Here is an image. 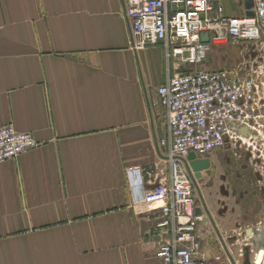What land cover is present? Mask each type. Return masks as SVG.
<instances>
[{
    "label": "crops",
    "instance_id": "crops-1",
    "mask_svg": "<svg viewBox=\"0 0 264 264\" xmlns=\"http://www.w3.org/2000/svg\"><path fill=\"white\" fill-rule=\"evenodd\" d=\"M175 71L162 44L134 47L126 0H0V126L40 142L0 163V264H162L150 102Z\"/></svg>",
    "mask_w": 264,
    "mask_h": 264
},
{
    "label": "built area",
    "instance_id": "built-area-1",
    "mask_svg": "<svg viewBox=\"0 0 264 264\" xmlns=\"http://www.w3.org/2000/svg\"><path fill=\"white\" fill-rule=\"evenodd\" d=\"M229 1L240 6L239 13H228L224 0H126L134 47L162 44L169 67L177 70L151 101L153 108L167 113L160 143L168 152L169 175L158 179L144 196V204L159 214L162 264H233L225 252L205 243L186 158L193 151L207 157L229 145L253 150L252 137L241 133L244 128L255 132L264 146V63L248 75L237 67L198 68L216 44L262 37L264 0H253L254 16L247 15L245 0ZM204 33H209L207 42ZM39 146L32 133L0 126V163ZM233 256L236 264H242L243 249ZM259 263L254 257L252 264Z\"/></svg>",
    "mask_w": 264,
    "mask_h": 264
},
{
    "label": "flooded vegetation",
    "instance_id": "flooded-vegetation-1",
    "mask_svg": "<svg viewBox=\"0 0 264 264\" xmlns=\"http://www.w3.org/2000/svg\"><path fill=\"white\" fill-rule=\"evenodd\" d=\"M256 145H254L255 147L253 150H247L249 151L247 153L250 154L240 153L232 154L229 156H227L226 154H221V157H216L214 159L211 158L212 154H209L207 157L210 158L211 161L210 168L202 171V176L199 178L196 177L195 172H193L192 175L189 171L193 183L196 209L200 208L202 211V219L200 225L204 234L205 243L208 244L214 251H217V249L218 251L224 250V253L225 247L229 249L234 248V250L239 251V249L243 248L245 244H254L253 238L248 235L247 230L252 227L264 225L263 212L260 223L258 222L257 224L248 225L247 227H241V224L243 222H251L252 219H257L258 217H260L261 214L260 213L257 215H244V213L247 212L249 208H253V205H259L258 207L261 208L260 203L255 204L256 198L254 196V191L252 194L250 190L251 188L255 187V183L261 184V190L264 193V146L260 144L259 149ZM240 149L241 147L237 145V147L234 148V151L236 153H239ZM254 151H257L258 154H256ZM213 174L216 176V181L218 185L221 186L219 194H225L224 191L226 189H224L223 187L224 184L227 183L230 184V190H234V192L230 196V199L233 201V206H231V210L233 215L239 214L236 216L237 218H235L234 221L239 222L240 225L238 227L239 232L235 233L233 231H230L232 232V235H229V237V232L226 231L227 233H225L223 231L216 216V214H219V210L221 209V207L222 209L225 208L224 204L220 203L221 207L219 208H217V205H215L216 208L212 209L210 206V197L205 192V185H208V177ZM193 176L196 180L198 187L195 184ZM243 181H245L246 183L244 184ZM235 186H237V188H235ZM242 187H246V189L249 190L248 195H243L240 193L239 189ZM262 201L264 203V200H261V202ZM243 238H251L252 242L244 243L242 242ZM236 245H238L239 248H237L238 246L235 248ZM242 261L243 260L241 259V263Z\"/></svg>",
    "mask_w": 264,
    "mask_h": 264
},
{
    "label": "rangeland",
    "instance_id": "rangeland-1",
    "mask_svg": "<svg viewBox=\"0 0 264 264\" xmlns=\"http://www.w3.org/2000/svg\"><path fill=\"white\" fill-rule=\"evenodd\" d=\"M228 11H230V13H237L239 10V7L236 6L235 4H232L231 2L227 5ZM213 51V55L212 58L209 60V62L212 63V65L214 67H217V69H235L236 67L238 69H240V71L244 74V75H248L252 72L253 69L257 70V69H261V67H259L260 65H262L264 63V32L262 33V37L261 39H258L256 41H252V42H248V43H242V42H233V41H227V42H221L220 44H216L212 47ZM163 116V115H162ZM163 120L165 121V118L162 117ZM167 128V127H166ZM166 133V130H165ZM165 136V134H164ZM163 138V137H162ZM254 141V145H256L257 143V147L260 149L259 145L261 144L254 136L251 138V142ZM240 146V145H239ZM250 150H252V147H250ZM217 152H223V155L226 154L227 156L232 155V154H240V153H246L249 152L247 151L246 148H241L239 153H236L234 151V148L232 146H227L226 148H220L218 150H215L212 153V156L214 158L216 157H221V154H216ZM256 154L257 151H254ZM230 169V168H229ZM169 175V162H168V172H166V175ZM207 179V177H206ZM243 183L245 184L246 182L243 181ZM217 181H216V176L213 174L211 176L208 177V185H205V192L207 195H209L210 197V204L213 205H217V208L221 207L220 203H223L225 208L219 210V214H216L217 219L220 223V226L222 227L223 231L225 233H227L226 231L229 232V235H232V232H239V222L234 221L235 218H237L236 216L239 215H233L232 214V210H231V206H233V201L230 199L231 194L234 192L230 190V184H224V189H226L224 191L225 194L221 195L220 193V189L221 186L218 185ZM245 186V185H244ZM235 188H237V186H235ZM234 188V189H235ZM262 186L261 184H256L255 183V187L251 188V193L253 194L254 191V196L256 198V202L255 204H259L261 205V208L258 206H254L253 208H249L247 210V212L244 213V215H257L260 214V217H258L257 219L254 220V224H257L258 222L260 223V220L262 219V214L264 212V203L263 201L261 202V200H264V193L261 190ZM241 194H247L248 195V191L246 189V187H242L239 189ZM236 192V190H235ZM250 195V192H249ZM246 209V208H245ZM260 210V212H259ZM239 217V216H238ZM250 218V216H249ZM241 227H247L248 225H252V222L247 221V222H243L241 224ZM227 236V235H226ZM212 242V241H210ZM238 245L235 246V248ZM239 248V246L237 247ZM232 249V248H231ZM241 250V248L239 249V251ZM218 251V249H217ZM224 251V250H223ZM234 255H237V253L239 251L234 250V248L232 249ZM220 252V251H219Z\"/></svg>",
    "mask_w": 264,
    "mask_h": 264
},
{
    "label": "water",
    "instance_id": "water-1",
    "mask_svg": "<svg viewBox=\"0 0 264 264\" xmlns=\"http://www.w3.org/2000/svg\"><path fill=\"white\" fill-rule=\"evenodd\" d=\"M245 4L249 9L247 11V15L254 16L255 12L253 10H250V8L253 7L254 5L253 0H245ZM203 40L206 42L209 41V33L203 34ZM263 91H264V84H263ZM242 130L245 131L244 129ZM186 163L190 173L193 175V172H195L196 177L199 178L202 176V171L210 168L211 161L210 158L208 157L197 156L196 153L193 151L190 152V154L186 158ZM194 181L196 186L198 187L195 178ZM196 214L197 215L202 214L200 208L196 209ZM247 233L249 236L253 238L254 244L251 243L252 242L251 238H247V239L243 238L242 242L251 243V244H245V246L243 247V264H252V260H251L252 253L255 254L254 256L258 257V259L260 260L259 264H261L264 261V225L249 228L247 230ZM225 251L228 257L230 258V260L232 261V263L236 264L230 249L225 247Z\"/></svg>",
    "mask_w": 264,
    "mask_h": 264
}]
</instances>
